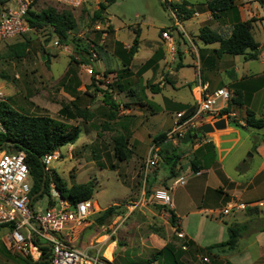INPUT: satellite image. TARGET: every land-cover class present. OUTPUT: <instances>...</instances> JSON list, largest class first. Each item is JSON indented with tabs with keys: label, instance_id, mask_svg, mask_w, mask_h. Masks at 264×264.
<instances>
[{
	"label": "rangeland",
	"instance_id": "rangeland-1",
	"mask_svg": "<svg viewBox=\"0 0 264 264\" xmlns=\"http://www.w3.org/2000/svg\"><path fill=\"white\" fill-rule=\"evenodd\" d=\"M99 2L89 0L82 10L71 11L75 28L68 32L64 43L49 26L33 28L22 36L0 42V100L20 113L45 115L65 129L73 126L79 129V137L73 144L58 148L60 156L51 162L48 174L54 182L60 180L68 191L91 184L94 213L90 221L94 222L105 208L121 205L119 219L111 216L103 224L89 222L83 231L87 235L84 241L104 240L103 235L114 229L109 239L115 241L113 264H143L167 244L173 248L178 264H250L256 254L251 259L249 255L243 256V246L249 244L250 236L264 230V209H247L245 214L225 219L199 211L204 178L195 174L191 161L200 159L209 166L211 147L207 141L202 143L207 134L200 135L195 142L181 143L182 128L175 124L176 113L188 104L170 100V84L176 95H182V90L174 87V77L167 70L177 62L176 44L169 48L161 67L151 63L149 69L143 68L154 54L153 63L158 60L155 42L163 38L162 30L172 32L178 27L170 8L164 0H115L95 18ZM47 6L40 1L31 10L40 13ZM176 19L181 21L178 16ZM135 31L141 33L140 41L135 56L129 58L127 50ZM172 35L177 40L180 37L176 32ZM92 54L95 57L91 60ZM88 66L98 79L87 72ZM153 85L159 87L155 94L151 92ZM104 92L116 104L113 117L110 106L104 102ZM66 107L72 112L78 107L83 110L82 116L65 118L60 109ZM239 118L234 120L238 122ZM189 129L192 132L191 128L186 131ZM254 134L260 137V133ZM160 135L164 136L163 147L169 151L171 146L176 149L177 175L185 177L183 186L168 191L179 218L174 223L170 214L150 197L153 189L168 183L167 169L159 153L158 164L146 179L141 170L150 147L156 146L159 152L161 147L154 139ZM120 137L126 155L122 160L114 154ZM248 163L243 167L248 168L251 160ZM229 168L232 170V166ZM40 203L45 206V197ZM129 203L131 208L126 207ZM214 203L217 202L207 205L221 206ZM233 224L244 225L234 248H206L226 240L227 226ZM179 230L187 236L179 237ZM4 235L0 234V264H32L3 249ZM190 241L192 244H188ZM112 248L110 244L108 249ZM253 264H264V257H257Z\"/></svg>",
	"mask_w": 264,
	"mask_h": 264
},
{
	"label": "crops",
	"instance_id": "crops-1",
	"mask_svg": "<svg viewBox=\"0 0 264 264\" xmlns=\"http://www.w3.org/2000/svg\"><path fill=\"white\" fill-rule=\"evenodd\" d=\"M207 1L209 0L169 1L173 3L185 2L187 8L192 10V14L188 18L180 19L179 26L170 32V43L164 38L156 40L155 47L159 57L152 65L156 63L161 67L165 63L169 48L173 49V45L176 44L177 62L167 70L174 77V87L182 90V95H176L173 84H170V91H172L170 100L172 102L193 104L198 83L205 85L209 91L226 87L234 95L235 84L243 82L244 86L239 90L246 100L242 101V105L230 104L229 110L235 112L237 117H241V119L239 118L242 122L241 125H245L248 109L255 114V117L264 120V0H233V7L218 13L217 18H214L207 9ZM237 19L242 22L252 20L251 33L260 48L257 59L245 60L243 55L217 54L214 50L219 47L218 42L207 44L198 37L199 29L203 26H208L222 37H227ZM175 32L180 35L178 40L172 35ZM152 65L150 64V66ZM255 132L256 134L260 133V137L256 136ZM203 139H201L202 143L207 141L212 145L213 156L211 164L200 169V173L196 174L204 178L205 186L199 196L201 206L199 211H213V214L208 213L218 218L216 212L233 199L245 202L264 200V127L242 128L227 121L224 128L214 130L205 135ZM254 142L257 145L252 149ZM233 160L234 163L231 164ZM250 160L251 165L244 168V164ZM229 166H232V170ZM239 166L242 167L239 169ZM155 179H159V177L155 176ZM209 182H211V187ZM209 189L211 194L208 195ZM198 195L196 194L197 197ZM213 202H217L214 203L215 205L221 203V206L208 207L207 204ZM172 209L175 213L174 203H172ZM246 212L247 210L218 219L235 218L236 215ZM175 215L178 218L176 213ZM83 231L78 240L80 246L86 245L90 241H84L87 239V235L85 236ZM103 236L105 240L106 235ZM249 241V244L243 246V256L249 255L251 259V256L256 254V257H252L250 260V264H253L257 257H264V230L250 236ZM112 244L114 249L115 241ZM205 247L204 249H206Z\"/></svg>",
	"mask_w": 264,
	"mask_h": 264
},
{
	"label": "built area",
	"instance_id": "built-area-1",
	"mask_svg": "<svg viewBox=\"0 0 264 264\" xmlns=\"http://www.w3.org/2000/svg\"><path fill=\"white\" fill-rule=\"evenodd\" d=\"M42 2L50 4L59 9L68 11L82 10L89 0H0V42L22 36L32 30L27 21L28 11L35 3ZM166 5L169 1L164 0ZM171 10L174 24L179 26L176 19L177 11ZM170 30H162V37L170 43ZM171 46V44H169ZM95 54H92V58ZM89 74L99 78L92 73L91 67L85 68ZM233 92L220 87L209 91L205 85H196L194 95L195 110L186 119L181 120L184 111L176 113L175 124L184 136L186 128L195 129L202 123L213 122L219 118L227 121H235V112H224L229 108L233 98ZM238 123L242 124L240 120ZM190 131V129H189ZM60 156L56 149L42 156L41 163L44 173L49 176V166ZM158 148L151 146L147 157L142 164V175H147L156 168L158 164ZM200 172H195L199 174ZM169 187H157L153 189L150 197L153 203L172 209V199L169 189L175 186H183L185 177L178 176L172 180ZM32 178L29 168L25 162L23 152H7L0 150V234L3 233L4 245L14 254L27 258L31 262H37L44 255V249L48 248V264H113L114 249L110 257L105 256V251L113 241L109 240L114 229L106 235V239L90 240L86 245L80 246L78 240L80 234L94 213V207L90 199L71 202L62 196L55 182L50 178L48 189L49 195H45V206L42 207L41 198L35 199L31 196ZM34 202L36 206L34 207ZM127 208H131L129 203ZM264 209V200L245 202L233 199L227 202L216 213L217 217L235 215L247 209ZM165 211V210H164ZM213 214V211H208ZM118 219L121 215L116 216ZM115 223L114 221H112ZM185 233L178 231V236L183 238ZM203 260L207 261L206 258Z\"/></svg>",
	"mask_w": 264,
	"mask_h": 264
},
{
	"label": "trees",
	"instance_id": "trees-1",
	"mask_svg": "<svg viewBox=\"0 0 264 264\" xmlns=\"http://www.w3.org/2000/svg\"><path fill=\"white\" fill-rule=\"evenodd\" d=\"M115 0H100L98 9L94 11V17L98 18L101 13L105 12L107 7L114 3ZM233 0H209L207 1V9L211 12L214 18L218 17V13L231 9L233 7ZM37 4V3H35ZM34 4V6H35ZM166 5V3H165ZM167 6L170 9H175L177 11V16L180 19L188 18L192 14V10L187 8L185 2L181 3H170ZM33 8V7H32ZM31 8V9H32ZM28 11L26 16L29 26L33 28H40L42 26H49L51 32L55 34L58 40L62 43L66 42L67 34L75 28V20L71 11L65 9H59L53 5L48 4V6L42 10L40 13H36L32 10ZM251 19L245 22L239 21L238 19L234 22L230 34L227 37H222L220 34L212 31L208 26H203L199 29L198 37L203 43H213L218 42L219 47L214 51L217 54H229V55H243L245 60H254L258 58L260 48L259 44L254 40L251 33ZM139 44V31L134 32L132 42L127 50V55L131 58L136 52ZM24 44L21 45V50H23ZM153 63V57L146 60L143 68L147 69L149 65ZM244 86L243 82L236 83L234 89V96L231 100L233 105H242V101L246 100L239 88ZM159 91V87L153 85L151 87V92L156 93ZM104 102L110 106V115L114 116L116 111V104L112 101L105 92L103 94ZM226 108L224 112L228 111ZM195 110V105H185L183 106L184 114L181 120L186 119ZM83 110L78 107H74L73 112L66 108L60 109V114L67 119H72L76 117H81ZM234 125L246 128H262L264 127V120L262 118L255 117V114L251 110H247L245 125L238 124L236 121H231ZM195 132V129L192 130ZM79 137V129L73 126L69 129L63 128L60 124L53 122V120L45 115H26L16 111L12 108L6 101L0 100V150L7 152H23L25 155V162L29 168V172L32 178L31 186V196H34V200L42 198L45 195H49L48 184L50 178L44 173L43 166L41 163V158L47 153L62 147L66 144H73ZM164 136L160 135L154 139V142L160 145L159 155L163 164L166 166L167 175L166 178L168 183L164 184V187H168L169 181L172 178H176L177 175L176 165L179 159V155L176 149L172 148L171 151L163 147L162 140ZM200 138V136H198ZM198 138L196 140H198ZM196 140H190V142H195ZM211 147L212 161L213 149ZM257 143H254L252 149L256 147ZM124 142L123 138L120 137L117 140V145L114 146L115 156L122 160L126 157L124 152ZM200 147L196 151H200ZM203 150V148H202ZM211 163V162H210ZM192 169L198 172L200 169L207 167L208 165H203L201 160L194 159L191 161ZM154 179V177H153ZM56 188L62 193V196L69 199L71 202H76L79 200L90 199L91 197V184H88L84 188L76 190H66L64 184L60 180L55 181ZM44 186L42 192L38 194ZM64 193L66 195H64ZM157 205V204H156ZM161 210H166L171 217V222H175L176 215L173 209H168L163 206L157 205ZM121 205H112L100 211V215L94 219L96 224H103L107 218L111 216H118V209ZM175 225V224H174ZM178 229V226H176ZM244 229L243 224H233L227 226L228 237L226 240L217 242L207 246V249L213 248H223L227 247L232 249L235 247L238 238L241 236ZM113 241V240H112ZM2 247L5 250H9L3 242ZM192 244V242H188ZM10 251V250H9ZM17 255V254H16ZM21 261L26 262L27 258L18 255ZM49 252L48 248L44 249V255L37 262H31L32 264H48ZM163 260L165 264H178L175 257L173 248L167 244L163 248L157 250L152 256L151 260L144 262L143 264H148L151 262H156ZM27 263V262H26ZM138 264V263H132Z\"/></svg>",
	"mask_w": 264,
	"mask_h": 264
},
{
	"label": "water",
	"instance_id": "water-1",
	"mask_svg": "<svg viewBox=\"0 0 264 264\" xmlns=\"http://www.w3.org/2000/svg\"><path fill=\"white\" fill-rule=\"evenodd\" d=\"M227 120L225 118H219L213 122H205L200 124L195 128V132L186 131L183 138L181 139V143L186 144L190 140H196L198 136L209 134L214 130L222 129L226 126ZM44 186H42L41 190L38 192L40 194L43 190Z\"/></svg>",
	"mask_w": 264,
	"mask_h": 264
},
{
	"label": "bare ground",
	"instance_id": "bare-ground-1",
	"mask_svg": "<svg viewBox=\"0 0 264 264\" xmlns=\"http://www.w3.org/2000/svg\"><path fill=\"white\" fill-rule=\"evenodd\" d=\"M110 252H111V250H109L108 248H107L106 251H105V254L107 255L108 258L110 257ZM106 255H105V256H106Z\"/></svg>",
	"mask_w": 264,
	"mask_h": 264
}]
</instances>
